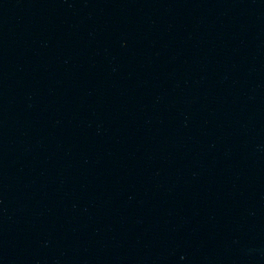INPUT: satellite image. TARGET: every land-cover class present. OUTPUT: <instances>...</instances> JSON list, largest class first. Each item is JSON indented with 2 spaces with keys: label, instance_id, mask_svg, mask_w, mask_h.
<instances>
[{
  "label": "water",
  "instance_id": "water-1",
  "mask_svg": "<svg viewBox=\"0 0 264 264\" xmlns=\"http://www.w3.org/2000/svg\"><path fill=\"white\" fill-rule=\"evenodd\" d=\"M0 264H264V0H0Z\"/></svg>",
  "mask_w": 264,
  "mask_h": 264
}]
</instances>
